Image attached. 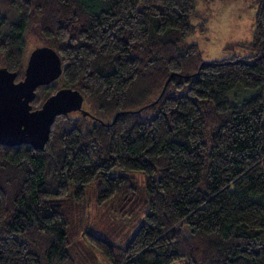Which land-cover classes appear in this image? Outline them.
<instances>
[{
    "label": "trees",
    "instance_id": "16d2710c",
    "mask_svg": "<svg viewBox=\"0 0 264 264\" xmlns=\"http://www.w3.org/2000/svg\"><path fill=\"white\" fill-rule=\"evenodd\" d=\"M196 7L0 0V68L24 77L35 31L62 72L31 107L69 88L83 108L57 115L44 144L0 140V264H84L85 241L109 264H264V94L229 96L264 85V0L241 44L250 54L214 60L185 41L207 28ZM131 171L145 183L137 229L123 244L80 229L86 187L134 201Z\"/></svg>",
    "mask_w": 264,
    "mask_h": 264
},
{
    "label": "rangeland",
    "instance_id": "374dc122",
    "mask_svg": "<svg viewBox=\"0 0 264 264\" xmlns=\"http://www.w3.org/2000/svg\"><path fill=\"white\" fill-rule=\"evenodd\" d=\"M198 16L191 21L197 25L204 22L206 30L201 31L197 26L194 32L186 37V42L198 43L204 60H214L229 57L233 54L246 56L249 49L241 45L249 42L254 34L257 0H197ZM239 44V45H238ZM50 46V41L43 39L35 31L27 35L24 52V63L27 65L33 53L41 47ZM257 93L264 94V85L258 87H235L229 96L234 100L250 97ZM138 177L136 184L140 190L135 200L127 201L119 195H113L105 202H98L95 184L86 187V194L81 202L80 229L88 230L107 239L124 243L126 234L135 231L143 219L145 209L144 189L141 171L127 172ZM129 237V236H128ZM86 249L92 258L84 255V264H109L104 256L92 245L85 241ZM83 249V246L81 245ZM83 249L82 251H86ZM86 253V252H85ZM185 258L176 259L171 264H184Z\"/></svg>",
    "mask_w": 264,
    "mask_h": 264
},
{
    "label": "water",
    "instance_id": "95a60500",
    "mask_svg": "<svg viewBox=\"0 0 264 264\" xmlns=\"http://www.w3.org/2000/svg\"><path fill=\"white\" fill-rule=\"evenodd\" d=\"M62 72L61 57L51 46L38 48L27 63L25 75L0 68V140H27L44 144L57 115L82 108V97L76 90L61 88L36 109L30 100L36 88L55 80Z\"/></svg>",
    "mask_w": 264,
    "mask_h": 264
}]
</instances>
